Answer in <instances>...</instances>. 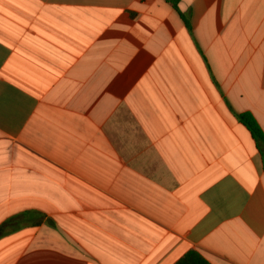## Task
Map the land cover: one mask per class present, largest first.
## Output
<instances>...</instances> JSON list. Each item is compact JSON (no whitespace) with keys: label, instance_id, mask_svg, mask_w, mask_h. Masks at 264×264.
I'll return each instance as SVG.
<instances>
[{"label":"crops","instance_id":"obj_1","mask_svg":"<svg viewBox=\"0 0 264 264\" xmlns=\"http://www.w3.org/2000/svg\"><path fill=\"white\" fill-rule=\"evenodd\" d=\"M0 0V264H264V0Z\"/></svg>","mask_w":264,"mask_h":264},{"label":"trees","instance_id":"obj_2","mask_svg":"<svg viewBox=\"0 0 264 264\" xmlns=\"http://www.w3.org/2000/svg\"><path fill=\"white\" fill-rule=\"evenodd\" d=\"M171 3L174 10L179 13L177 3L179 0H167ZM239 121L250 131L251 135L253 136L256 145L264 155V133H262L259 125L257 124L256 120L253 116L249 113H239L237 115ZM10 223V220L3 224L1 228L5 227ZM174 264H208V262L197 252L195 251H188L185 255H183L180 259H178Z\"/></svg>","mask_w":264,"mask_h":264}]
</instances>
